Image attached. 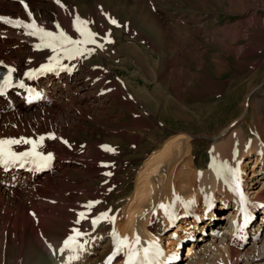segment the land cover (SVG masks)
I'll use <instances>...</instances> for the list:
<instances>
[{
    "label": "rangeland",
    "instance_id": "obj_1",
    "mask_svg": "<svg viewBox=\"0 0 264 264\" xmlns=\"http://www.w3.org/2000/svg\"><path fill=\"white\" fill-rule=\"evenodd\" d=\"M0 17L23 22L0 21V52L15 63L52 62L69 53L34 50L23 36L30 31L24 25L33 22L85 38L80 28L96 41L85 44L88 51L73 66L70 79L78 82V93L62 91L63 98L36 114L0 115L6 135L28 132L39 143L43 137L44 153H59L49 195L33 198L61 213L33 237L29 227L8 222L2 205L0 264H51L44 244L54 249L80 221L73 230L101 243H94L87 264H102L110 235L122 236L140 217L154 236L150 245L164 246L162 254L180 245L175 264H264V240H254L257 234L264 238V214L252 215L257 205L264 207V173L251 202L221 206L227 190L240 189L243 178L253 181L256 154L264 155V0H0ZM208 174L220 179L209 204L218 229H198L192 240L184 228L182 239L171 238L183 206L191 202L196 209L188 214H203ZM89 204L95 211L83 220ZM189 220L182 219L186 227ZM158 226L162 236L155 234ZM256 255L262 260L253 262Z\"/></svg>",
    "mask_w": 264,
    "mask_h": 264
},
{
    "label": "bare ground",
    "instance_id": "obj_2",
    "mask_svg": "<svg viewBox=\"0 0 264 264\" xmlns=\"http://www.w3.org/2000/svg\"><path fill=\"white\" fill-rule=\"evenodd\" d=\"M30 31H32L31 28H30ZM30 31H27L26 33H24L23 36L26 38V40L29 43H31V47H34V44H42V41L40 40L39 36L38 35H30L29 34ZM59 31L60 30H55L52 32L58 35ZM66 33L68 35H70L71 37L75 36V35L71 34L72 32H66ZM76 37H73V38H76ZM56 51H59V53H62L63 51L64 52L69 51V46L65 44V46L59 48ZM19 61H20L19 63H15L11 60H7L4 53L0 52V68H11L12 69V66H17V68L21 69L23 72V74L19 76L20 77L19 81L22 83H33V84L37 85L42 90L43 97L35 103H28L25 100L24 95L19 92L20 91L19 87H16V86L11 87L9 89V95L0 96V115L2 113H7V112L23 113L22 111H28V110H31L33 114H36L35 111L42 110L46 106L53 104L54 101L57 100V96L61 97L62 95L60 94V92L66 91V94H68L70 92H74L76 94L80 90L78 88V82L72 83L71 79H70L71 76L74 75L73 66L78 65L77 60H71L68 65H67L68 61H64V59H62L61 57H58L55 59L53 58L52 62H50L49 59H43L41 62H35V63H31V64H28V63L23 64L22 60H19ZM54 64H59L60 67H63V70L59 73L51 71L50 67ZM35 70H39V74L37 76L29 77L28 74L35 71ZM85 87H87L86 84L83 85V88H85ZM61 98H63V97H61ZM32 136H33L32 134H29L28 132H26V133H22L21 136H18V138H14V137H16L15 135H12V136L6 135L2 131V129H0V141L15 140V139H19L21 141V144L19 146H17L16 148H14L13 146L10 145L11 150H15L18 153L29 152L32 150V144L24 143L25 140H31L34 142L35 139L32 138ZM35 143L37 144L36 149H38V146L43 147V144L46 145L47 141H44V142L41 141L40 143L35 141ZM172 148H174V147H172ZM172 150L173 149H171L170 151H172ZM174 151L172 152L173 155H171L169 161H172V159H174V157H175ZM54 152H55L54 154H51L47 149L45 150V153L43 152V154L46 156H48V154L54 155V157H52V159L50 161H48L46 167L42 166L44 161L38 160L37 158L32 157V156L25 157L22 160H20V161L26 162L27 164L30 161L35 160V164L37 165V168H33L32 170H29V171L22 170V169L6 171L3 167L0 166V207H2V205H3V207L5 209L7 208L6 210H8V211L6 213V217L8 218V222L11 225L15 221L16 223H21V225L23 224L24 226L29 227V229L33 231V237H34V234L36 232L44 229V224H45V221L47 219H52V218L56 219L59 216H61V213H59L55 208H50V207L43 208V205H46V203L39 205L40 203L38 204L37 201L36 202L34 201V198L36 196H41V198H42L43 194H46L48 191H50V189H52L51 187L53 185L52 182H54V180H57V178L56 177L54 178L53 175H55L58 171L59 153L56 151H54ZM175 152H178V151H175ZM263 152H264V150H263ZM164 155H165V153H164ZM256 156L258 158L256 159V162L253 166L254 169H253L252 175L249 177L250 181L253 180L252 181L253 183L247 182V178H243L242 179L243 183H242L240 189H238V190L236 189L237 191L236 190L234 191L232 189L227 190V191L225 190L226 192L224 191L225 193H224V196L221 200V204H222L221 206L223 207V209H230V208H233L235 206H240V205L242 206L244 203V200L249 201L251 199L250 198L251 195L253 193H255L256 190H254L255 189L254 186L258 182V177L260 174L264 173V155L261 154V152L259 151L256 154ZM166 158H167V156H166ZM246 162H248V161H246ZM169 163L170 162H168V164ZM248 163H250V162H248ZM239 164H240V162L238 163V165ZM160 165H161V163H160ZM160 165H158L156 167V171L159 170ZM239 166L242 167V165H239ZM260 166H262V167H260ZM163 168L160 169V172H161L160 175L163 174V171H164V169L167 168V165H165L164 169ZM259 168H261V169L258 170ZM242 170L243 169H241V171ZM207 176H208L207 179L206 180L204 179L205 180L204 182L207 183V186L206 185L203 186L205 189L202 191V193L205 195V197H207L206 202L208 205L204 208L203 214L199 213V215L202 218H204V220H202V224H199L195 220H191V222L189 220L187 223H189L190 226L186 227V225H185L186 223L184 224L183 223L184 221H182V219L189 212L183 206V209H181V213L178 214L179 217H177V220H179L178 218H181V220H179V222L176 223V228L171 233V238H181L182 239V237L179 235V231L184 229V228H186L187 230H190L189 231L190 234L189 233L188 234L191 236L193 234H195V232L198 231V229L207 228L210 231L218 229L217 226L219 224H217L214 221V217H213L214 211H213V209H211V210L209 209L212 204L210 206H209V204L212 201L216 200L215 199L216 195L214 193L220 191V182L218 181L220 179H218L216 177L214 178L211 174H208ZM165 178H166V176H165ZM201 179H202V177H201ZM159 180L162 182V186H160V188L164 187L165 186L164 180L163 179H159ZM244 187H247V188H244ZM163 189L164 188H162V190ZM160 190L161 189H159V191ZM222 190H224L223 187H222ZM158 195H159V193H158ZM11 196L12 197L17 196L19 198L16 200L15 198H17V197H15L13 200H11L10 199ZM33 196H35V197L33 198ZM43 197H45V196H43ZM37 199H39V198H37ZM10 200H11V202H10ZM48 200H49V198H48ZM38 201H41V200H38ZM249 202H251V201H249ZM50 205H51V203H50ZM262 208H264L263 205H257V207H255L252 210V212H253V213L251 212L252 215L255 213H257V214L263 213L264 214V209L262 210ZM217 209H220L219 206H217ZM146 210H148V209H146ZM236 210H237V208H236ZM94 211L95 210L93 208V205L91 206V211L88 208V206L84 207L83 212L81 213V214H83V215H81L83 217V220L88 219L94 213ZM215 211H216V209H215ZM191 213H192V211H191ZM102 214L100 215V217H98V219L101 218ZM145 214H146V212H145ZM148 215H151V214H148ZM148 215H145V216L147 217ZM230 215H232L234 217L233 214H230ZM145 216H143V217L146 220H148V218L150 217L149 216L146 218ZM130 218H131V216H130ZM140 218L139 219L137 218V220L139 222L136 220L137 221L136 225H133L132 220H130V222H128L129 225H128V227H126V230H124V233H126L127 235L123 233V235L119 236L118 238L115 237V235L118 234L117 232L114 233L113 235H110V238H109L110 240L106 241L105 244L102 245L103 247L110 249L108 251V253L106 255H104V257H103L104 261H102V264H137V260L142 257L141 252L144 251L146 245H150V243L153 242V237H154L152 235H151V237H149L146 234V232L148 231L146 228L147 222H144L143 220L140 221ZM230 218H231V216L229 217V219ZM51 222H52V220H51ZM80 222L76 223V227L82 226V224ZM172 222H173L172 225H174L176 220L175 221L173 220ZM46 224H49V223L47 222ZM163 225H164V223H163ZM76 227L73 229H76ZM160 227H162V226H158L155 229L156 235H161V229L162 228H160ZM214 227H216V229H213ZM12 228H13V226H12ZM27 229L28 228H26V230ZM73 229H72V231L67 233V235L65 236L66 239H68L69 236H75L76 235L77 231L75 232V230H73ZM16 230H17V228H16ZM78 231L81 233V230H78ZM21 232H23V231H21ZM229 233H230V231H228V229L224 230V232H223V234H227V235ZM120 235H121V233H120ZM80 236L81 235L76 236V243L72 246V248H64V242L63 241H65L66 239H62L61 243L56 245L55 247L52 246L54 249H49L48 247H50V246L48 244L47 245L44 244L43 249L45 251H48V255H49L48 259L50 260L51 264H87V263H89L91 260V254H93L95 252L94 247H93L95 242H94L93 238L87 239L88 237L86 238L83 235L81 237ZM191 236L189 237V239L191 238ZM36 237H37V234H36ZM78 237H80V238H78ZM125 238H126L127 242L124 245H122L121 241H124ZM137 238H138L139 242H137ZM160 239L161 238H159V243L161 242ZM224 239H225L224 237L221 238V241L224 242ZM262 239L264 240V238L259 237V235L257 234L255 236L254 240L256 242H258V241H262ZM175 240H177L178 242L180 241V239L179 240L175 239ZM100 244H101L100 242L95 243L96 246H100ZM42 245H43V243H42ZM179 246H176L175 249H172L173 251H171L170 253H167V255L162 254L160 257L161 260H159L158 262H163V264H173V263H170L168 261V259L172 258L174 255L178 256V254L182 253V248L180 249ZM61 249H63V251H61ZM224 250H227L226 247ZM190 251H191V255L194 254L192 249H190ZM147 255H149V254H147ZM256 256H257V258H254V256H253V262L255 260L256 261L262 260L261 255H256ZM130 257H131V260L129 259ZM156 257L157 256L154 255V259H156ZM153 262H156V263H152V264H158L157 261H155V260Z\"/></svg>",
    "mask_w": 264,
    "mask_h": 264
},
{
    "label": "snow or ice",
    "instance_id": "obj_3",
    "mask_svg": "<svg viewBox=\"0 0 264 264\" xmlns=\"http://www.w3.org/2000/svg\"><path fill=\"white\" fill-rule=\"evenodd\" d=\"M0 21H3L5 24H12L13 26H19L23 23L22 21H18V20L13 21L7 17H0ZM80 23H84V22L81 21ZM112 23L115 24L116 21L113 20ZM24 26L32 29V31L29 32L30 35L39 36L40 40L42 41L43 47L52 48L53 51L56 50V47L63 46L64 44L96 43V41L93 38L95 34L91 32L82 31L80 28H77V31H80L81 35L85 36L84 41L72 40V38L66 35L65 32L63 31H60L58 35L50 31H45L43 28L36 26L34 22L32 24H28ZM57 27H59V25H57ZM76 52L78 53L79 49H76ZM13 71L15 70L11 68L8 69L9 79L4 82V86H7L8 84H10L11 73ZM42 140H43V137H41V141ZM20 142L21 141L19 140L0 141V158H2V162L4 164H8L9 162L14 163L17 160H22L25 157L32 156V157L37 158L38 160L44 161L42 166L46 167L48 161L52 159L51 154H48V156L45 157L41 153L37 152L35 150L37 145L35 142L31 140H25L24 143L32 144V151L21 152V153H16L12 151L10 145L19 144ZM91 206H92L91 204L88 205V207H91ZM161 207H163V205ZM102 215H105V214H102ZM96 222L97 221L94 220L93 224H95ZM79 235H81V233L77 231L75 236H69L68 239L64 241V248H72V246L76 243V236H79ZM126 242L127 240L125 238V240L122 243H126ZM137 242H139L138 238H137ZM61 251H63V249H61ZM145 252H147V249H145ZM129 259L131 260V257Z\"/></svg>",
    "mask_w": 264,
    "mask_h": 264
}]
</instances>
